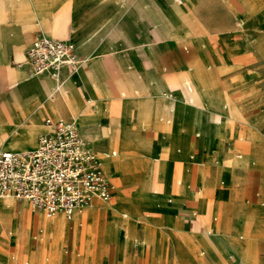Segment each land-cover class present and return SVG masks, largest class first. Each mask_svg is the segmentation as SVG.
<instances>
[{"label": "crops", "instance_id": "obj_1", "mask_svg": "<svg viewBox=\"0 0 264 264\" xmlns=\"http://www.w3.org/2000/svg\"><path fill=\"white\" fill-rule=\"evenodd\" d=\"M253 1L257 9L250 15L249 0H0V119L20 136L27 130L21 147L0 153L35 149L40 135L49 130V117L74 122L103 160L116 188L109 203L127 209L131 218L147 213L156 224L170 226L168 237L186 251L183 259L197 264H264L258 257L264 210L236 205L238 198L251 192L256 176L249 165L250 139L259 130L255 110L247 105L254 89L242 77L241 67L264 58V35L252 45L253 33H264V0ZM241 15L249 19L242 21ZM49 23H53L52 35L46 33ZM39 34L74 42L83 60L76 72L61 70L65 97H50L49 77H33L28 68L19 67ZM24 75L30 77L16 80ZM211 80L232 95L249 89L242 103L245 123L237 120L233 128L226 127L227 116ZM192 96L207 108H197ZM263 101L256 100L254 106L262 111ZM72 109L80 121L73 118ZM241 126L244 129L238 132ZM218 127L223 135L216 133ZM32 133H37L34 143L29 140ZM10 134L3 131L6 138ZM113 145L120 155H110ZM260 168L263 181L264 162ZM222 177L230 187H219ZM98 202L104 201L80 214ZM13 205L5 216L17 233L8 238L0 220V251L6 254L0 252V264L50 256L52 241L45 252L42 240L33 243L38 212L25 204ZM75 224L71 220L74 233ZM122 224L123 219L108 223L102 251L106 247L110 262L122 251L124 260L118 264L144 263L132 258L128 244L118 241L117 226ZM246 228L252 229L247 239L239 234ZM148 234L147 229L143 236L138 230L141 238ZM142 244L153 254L156 241ZM64 252L61 264H72V253ZM79 264H97V260L93 253L83 254Z\"/></svg>", "mask_w": 264, "mask_h": 264}, {"label": "built area", "instance_id": "obj_2", "mask_svg": "<svg viewBox=\"0 0 264 264\" xmlns=\"http://www.w3.org/2000/svg\"><path fill=\"white\" fill-rule=\"evenodd\" d=\"M83 60L69 40L39 34L19 64L33 76L57 75L67 67L76 72ZM34 150L0 153V197L27 201L48 217L71 219L96 201L112 199L114 185L97 152L74 122L47 119Z\"/></svg>", "mask_w": 264, "mask_h": 264}, {"label": "rangeland", "instance_id": "obj_3", "mask_svg": "<svg viewBox=\"0 0 264 264\" xmlns=\"http://www.w3.org/2000/svg\"><path fill=\"white\" fill-rule=\"evenodd\" d=\"M256 9H257V5L254 1V5L250 6L249 14L252 15ZM246 19H249V18L245 17L244 15H241L242 21H245ZM253 34H254V42L252 45H254L256 43V41H258V39H260L261 36L264 35V33L261 31H257V33H253ZM244 41L249 42L247 39H244ZM261 59H264V58H258V60L256 61L258 63H256V62L254 63V62L250 61V62H246L245 64H242V66H241L244 69L243 70L244 72H242L243 73L242 77H244L246 79V81L251 84L252 89H254L252 94H251L252 96L249 97V101H247V105H252V109L255 110V115H254L255 123L254 124L257 126V129L259 131H257V130L253 131L251 134V139H250V142H251V155L250 156L252 157L254 155L256 158L250 157L249 165L251 168H255V175H256L255 176V182L250 186L251 192L248 194H245L241 198H238L236 201V205H245L247 207H258V208L264 210V180L260 181V179H259L260 178L259 176L261 174L260 165L263 164V162H264V159H263V157H264V101L262 103H260L262 105V109H263L262 111H261L259 105L254 106V103L256 102V100H258V99L264 100V63L259 62ZM253 71L255 72V74L248 75V76L246 75V74H249ZM213 81L217 84V87L219 88V90H221L224 97H226L227 99H233V98L235 99L236 97L240 96L241 99L236 100L235 102H237V105H239L240 107L243 108L242 103H243V100L247 97V94H249V89L245 88V89H242L239 91L237 90L232 95V94H228L227 91L224 90V88H221L220 85L215 80H213ZM229 97H231V98H229ZM238 101H239V104H238ZM252 102H253V104H252ZM230 104H228V106H229L228 110H230L232 108V104L231 105ZM199 109L202 110V109H205V107L202 106ZM208 114L210 115V113H208ZM225 114L227 116L226 117V127H228L229 129L233 128V125H234L236 120L242 121L243 123H245L244 120H242L240 118H235V117H233L232 114H227V113H225ZM49 118H51V117H49ZM80 127H81V125H80ZM219 129H220V127H218V129H217V133L220 131ZM243 129H244V127L241 126L240 129H237V131L241 132ZM219 133H221V132H219ZM220 135H223V133H221ZM252 146H253L254 150H252ZM252 153H254V154L252 155ZM237 154H234L235 158L237 157ZM194 167H197V166H194ZM220 186L228 188V187H230V181L226 177H222L219 181V187ZM115 191H116V188H115ZM193 194H195V193H193ZM114 197H115V192L112 196V199L110 200L111 202L114 201ZM13 201L15 204H17V206L25 204L27 209L34 210V212L37 211L38 213H43V212L39 211V209L33 208V206L30 205L26 201L15 200V199H13ZM125 212H127V214L129 215L128 217H123V214ZM118 214H119V217H121V219H123V221H131L132 222V232H133V234L136 235V238L131 239L129 242L127 237H125V235H124V232H125L124 230H120L117 232V238H118V241L125 244V246L128 244V250L130 252L129 254L132 256V258H141V261L144 262V263L139 262L136 264H197L196 261L192 260L191 258L190 259H183L181 257V255L185 254L186 251H184V249L180 250V248H178L176 246V244L173 242V240L170 239V237H168V236H170L169 235L170 233L168 231L170 226L162 227L161 225L156 224L153 220H151L147 216V213H146V215H145V213H142V215L140 217L131 218V214L128 212L127 209H120ZM81 229H82V227H81ZM145 229H147L149 231V234L145 238H141L138 235V230L143 236V232ZM201 229H203V227ZM204 231L207 232L208 230L204 229ZM249 231L251 233L252 229L246 228L245 230L241 231L239 234L244 235L245 238L247 239V236L250 235ZM104 235H108V233H105V232L103 233L102 231L98 235L97 234L93 235L92 233H89L87 240L84 243L83 242L79 243L75 247L74 230L70 229L69 235H68V242L65 245H63L62 256L65 259L66 255H65L64 251H68L69 254L72 253L71 254L72 255V264H79V261H80V258L82 257V255L84 254V255H86V257H89L90 253H93L94 257H96L97 264H118V263L122 262V260H124L122 251L120 252V255L117 256V259L115 258V261L114 260L112 262L108 261V255H107L108 252L105 251L106 247L103 249V251L101 249L102 239H103ZM96 239L98 240V242ZM246 239H244L242 241L245 242ZM153 240L156 241V244H155L156 249L154 250L153 254H151L150 250H147V248L144 249V246L142 243L143 242H146V243L149 242L150 245H153ZM171 240H172L174 249H173L172 245H170ZM36 242H37V240L33 241L34 244H36ZM49 242H51V240ZM13 246L10 245V247H8V249L10 250L12 255H15L16 254V252L14 253L15 247H13ZM138 247H140V251H139ZM134 249H135V251H134ZM33 250L36 251V247H34ZM120 250H121V248H120ZM0 252L4 256L6 255L5 253H3V251H0ZM134 252L135 253L138 252V253L136 255H134ZM47 256H49L48 253L45 257H47ZM45 257H39V255H37V257L35 258L36 262H32V261L24 258L22 264H41L43 260L46 263H49L50 260H47L48 257L47 258H45ZM232 257L236 262L238 261L236 255L233 254ZM258 257L261 261H264V240L261 241V246H260V249L258 251ZM132 262L133 261L128 260L125 262V264H132ZM5 264H9V263H7V261H6ZM64 264H68V263H64Z\"/></svg>", "mask_w": 264, "mask_h": 264}, {"label": "bare ground", "instance_id": "obj_4", "mask_svg": "<svg viewBox=\"0 0 264 264\" xmlns=\"http://www.w3.org/2000/svg\"><path fill=\"white\" fill-rule=\"evenodd\" d=\"M249 3H250L251 6L254 5V1L253 0H249ZM52 24L49 23L47 26H45L46 27L45 28L46 29V33L49 34V35H52V32H51ZM19 67H21V66H19ZM60 73H61V70L57 73V75H52V74H49V76L42 75V77H49V85H46V87H47V91H48L50 97H52L54 99H58L59 96H61V95L64 96L63 93H62V90H63V87L65 86L66 79L65 80L64 79L61 80ZM29 77L30 76H28V75H24L22 77L16 76V80L21 82V81L27 80ZM211 86H212V89L214 90V93L216 95L215 97L218 100L219 107L221 108L223 113L232 114L233 117L240 118V119L244 120V122H246L247 120H246V117H245V115L243 113V108L240 107L239 105H237V102H235L236 100L241 99L240 96L236 97L235 99L234 98L233 99H227L226 97H224L223 93L221 92V90H219V88L217 87V84L213 80H211ZM205 97H207V96H205ZM229 98H231V97H229ZM191 99L197 104V108H201L202 106L205 107V109L207 108L205 103L203 102V100H201V99H199V98H197L195 96H192ZM230 103L232 104V108L230 110H228V108H229L228 104H230ZM72 116H73V118L79 120V116H78L77 111H75L73 109H72ZM61 118L62 119H67L66 116H62ZM56 119H58V118H56ZM80 123H81V127L83 128L84 127V123H82V122H80ZM4 124L5 123L1 122V119H0V151L1 150H14V149H16L17 147L20 146V143L22 141V137L21 136L25 135V132L27 130L24 132V134H22L20 136L19 133L16 132L17 129L14 130L12 128L13 126L11 127L12 129L11 128H7L6 126H4ZM81 127H80V129H81ZM4 130H7V131L11 132V134L8 136V138L4 137V135H3V131ZM219 132L218 133L216 132V133L218 135H220L221 133H219ZM29 136H30L29 140L31 141V143H34V141L36 140V137H37V133L36 134L32 133ZM37 146H38V143H37ZM18 150H20V149H18ZM32 150H34V149H32ZM113 153H115L116 155H120L121 154L120 150L115 145L112 146V150H111L110 155L113 154ZM101 161L103 162V160H101ZM107 164H109V163H107ZM114 164H117V163H114ZM13 202L14 201L11 198L0 197V220L3 223V227H4L3 233H5V235L8 238L12 237V235L15 232L17 233V230H15L13 228V226L11 225V223L7 220V218L5 216V211L7 209L13 208V206H14ZM109 202L110 201H108V202H98L90 211H88L86 213H82V214L75 213V215H74L75 217L73 216L71 218V220L72 221L74 220L75 223H76L75 227H74V229H75V233H74V242H75L74 244H75V247L79 243H82V242L84 243L87 240V237H88L89 233H92L93 235H96V234L98 235V234H100L101 231L103 233L104 232L108 233V223H113V222L116 223L118 221V219H121V217H119V214H118V212L120 210L117 209V207L115 206L114 203H109ZM215 209H216V207H215ZM46 216L47 215H44V213H38L37 220H36L35 240H38V241L42 240L43 241V243L45 245L44 248H43L44 252L47 250L48 245H49L48 243L51 240L52 241L51 245L53 246V250H52L50 256L48 257V260H50L49 264H60V263H62L63 260H65L64 257L62 256V251H63V245H65L68 242V235H69V231L71 229V220H69V219L67 220L65 217H62V216H60L58 214L55 215V216H52V217H48L47 216L48 218ZM123 216L128 217L129 215L127 213H124ZM31 218H32V216H31ZM49 218H52V219H49ZM33 219H34V217H33ZM52 223L54 224L53 229H51V227H52L51 224ZM78 223H81V225H82V229L80 231H79V228H78ZM34 226H35V224H34ZM120 230H124L125 231L124 235H125V237H127V239L129 241L131 240V238H136V235L133 234V232H132V222L131 221H123V224L121 226H117V232L120 231ZM212 230H213V228H212ZM227 234H229V233H227ZM6 240H8V239H6ZM204 241L206 242V240H204ZM7 242H9V241H7ZM97 242H98V240H97ZM200 243H201V241H200ZM208 246L206 247L207 249H208ZM42 256L45 257V255H42ZM45 258H47V257H45ZM43 264H45L44 260H43Z\"/></svg>", "mask_w": 264, "mask_h": 264}]
</instances>
